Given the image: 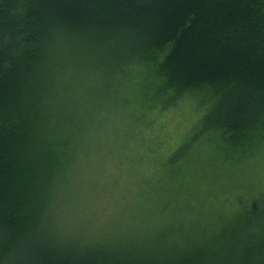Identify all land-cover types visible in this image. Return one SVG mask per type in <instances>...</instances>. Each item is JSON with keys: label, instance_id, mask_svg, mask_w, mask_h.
I'll return each mask as SVG.
<instances>
[{"label": "trees", "instance_id": "obj_1", "mask_svg": "<svg viewBox=\"0 0 264 264\" xmlns=\"http://www.w3.org/2000/svg\"><path fill=\"white\" fill-rule=\"evenodd\" d=\"M139 71L151 106L189 87L208 106L133 222L108 230L74 215L68 192L90 148L91 84L101 76L119 105ZM209 132L233 163L264 144V0H0V264H264L263 185L210 210L176 184Z\"/></svg>", "mask_w": 264, "mask_h": 264}, {"label": "rangeland", "instance_id": "obj_2", "mask_svg": "<svg viewBox=\"0 0 264 264\" xmlns=\"http://www.w3.org/2000/svg\"><path fill=\"white\" fill-rule=\"evenodd\" d=\"M140 73L126 82L124 103L119 105V98L104 96L107 86L101 76H96V82L89 88L92 92L88 97L89 110L95 118L90 125V148L88 154L82 156V165L75 173L68 195L74 215L108 230L124 229L133 222L126 221V217L135 205V197L146 188L148 179L154 181L158 175H163L161 162L164 157L195 132L200 117L207 111L209 97H204L205 101L198 106L197 90L193 87L185 90L168 108L151 106L148 98L154 86ZM107 103L111 109L118 107L108 116L103 108ZM97 104L102 106L100 112ZM211 133L198 138L192 157L184 164L187 166L183 178L176 184L183 191L197 192L206 208L226 210L240 205L242 199L264 186V144L257 154L245 155L240 164L233 163L226 155V152L229 154L228 144L218 152L211 144L208 146L218 138L209 139L207 134ZM209 161L214 162L212 167ZM199 162L205 163L204 171L199 169ZM190 180L191 186H188L186 182ZM159 183V180L154 183L152 189Z\"/></svg>", "mask_w": 264, "mask_h": 264}]
</instances>
